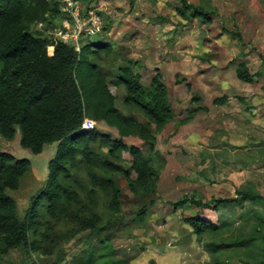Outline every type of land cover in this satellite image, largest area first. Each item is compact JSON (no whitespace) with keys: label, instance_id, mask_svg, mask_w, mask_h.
I'll list each match as a JSON object with an SVG mask.
<instances>
[{"label":"rangeland","instance_id":"1","mask_svg":"<svg viewBox=\"0 0 264 264\" xmlns=\"http://www.w3.org/2000/svg\"><path fill=\"white\" fill-rule=\"evenodd\" d=\"M184 1L209 12V20L179 15L181 0H78L84 10L94 7L102 18L101 32L83 39L80 50L88 43L111 46L107 53L90 56L89 62L108 75L109 91L123 115L144 121L137 109L126 106L125 88L111 83L118 68L130 63L144 86H149L156 70L162 75L175 119L156 136L155 150L163 160L154 163L156 169L160 166L156 191L147 197L134 195L127 180L114 174L121 190L120 211L115 215L109 209L107 194L96 195L103 222H111L99 236H90L72 215L50 218L43 204L38 229L34 235L30 232L34 247L9 250L2 264H87L84 254L90 247L102 256H93L94 264H106L111 257L124 264H264V205L255 207L236 197L237 191L244 190L264 197V0ZM62 19V15L47 16L39 21L30 14L25 25L32 34L54 37ZM240 64L254 78L252 83L237 79ZM192 96H198L199 103L192 102ZM223 96L228 98L225 105L212 104ZM198 108L206 111L192 117L190 111ZM93 128L150 157L148 147L136 136L121 138L107 123H95ZM20 142L18 128L13 139L0 137L1 153L30 161L19 189L7 191L23 216L49 176L57 143L33 155ZM122 159L124 166H130L127 153ZM77 176L88 188L87 177L81 172ZM129 178L134 181L136 175L130 172ZM184 197L205 204L228 198L235 202L217 210L171 205ZM250 211L260 218L245 214ZM194 215L219 223L224 231L217 236L195 235L185 223ZM241 224L248 232L255 231L252 241L210 250L218 241H228ZM100 237L111 241L112 256L99 247Z\"/></svg>","mask_w":264,"mask_h":264},{"label":"trees","instance_id":"2","mask_svg":"<svg viewBox=\"0 0 264 264\" xmlns=\"http://www.w3.org/2000/svg\"><path fill=\"white\" fill-rule=\"evenodd\" d=\"M181 3L177 10L179 15L189 13L192 18L209 20L210 13L201 6L184 0ZM30 14L39 21H45L47 16H61L56 0L52 4L48 0H0V137L11 140L18 128L21 146L33 155L41 154L45 146L51 144L57 143V148L48 165L49 176L23 216L7 191L19 189L21 179L30 171V161L0 152V264L9 250L34 247L35 242L30 243V232L34 235L38 229L43 204L50 218L72 215L89 229L90 236H99L111 222H103L97 210L96 195L107 194L109 209L115 215L120 211L121 190L113 181L114 174L127 180L132 194L153 195L160 167L156 169L154 163L163 161L155 150L156 136L175 119L158 70L149 86H144L130 63L118 68L117 77L111 83L125 88L126 106L137 109L144 121L132 114L123 115L115 107V98L109 91L108 75L89 62L90 56L107 53L111 46L105 42L88 43L77 53L55 37L30 33L25 25ZM237 37L241 40L238 34ZM236 77L244 83H252L254 79L244 64L237 67ZM191 101L199 103L200 98L192 96ZM227 101L223 96L212 104L223 106ZM199 111L206 108L194 109L190 115L193 117ZM95 123H107L116 128L121 138L136 136L148 147L150 157L145 158L141 150L127 146L121 139L112 140L98 134L93 128ZM123 153L130 156V166L123 165ZM79 172L87 177L88 188L77 176ZM130 172L136 175L134 181L129 178ZM236 197L255 207L264 205V197L256 192L237 191ZM234 202V198H228L205 204L184 197L171 205L176 208L191 205L200 210L211 206L217 210ZM245 214L260 218L256 211ZM185 223L197 236H217L224 231L219 223L199 215L186 218ZM252 233L256 234L248 232L241 224L228 236V241H218L210 250L218 252L250 242L254 239ZM98 244L112 256L111 241L100 237ZM93 256L102 258L90 247L84 254V262L94 264ZM105 263L124 264L113 257Z\"/></svg>","mask_w":264,"mask_h":264},{"label":"built area","instance_id":"3","mask_svg":"<svg viewBox=\"0 0 264 264\" xmlns=\"http://www.w3.org/2000/svg\"><path fill=\"white\" fill-rule=\"evenodd\" d=\"M63 19L61 27L55 29L54 37L80 53L85 38L98 35L102 29V18L96 8L84 10L78 0H57Z\"/></svg>","mask_w":264,"mask_h":264},{"label":"crops","instance_id":"4","mask_svg":"<svg viewBox=\"0 0 264 264\" xmlns=\"http://www.w3.org/2000/svg\"><path fill=\"white\" fill-rule=\"evenodd\" d=\"M164 128H165V127H164ZM163 130H164V129H163ZM163 130H162V131H163ZM160 133H161V132H160Z\"/></svg>","mask_w":264,"mask_h":264}]
</instances>
